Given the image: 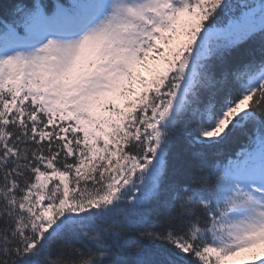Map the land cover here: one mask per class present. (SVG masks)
<instances>
[{
	"label": "snow or ice",
	"instance_id": "1",
	"mask_svg": "<svg viewBox=\"0 0 264 264\" xmlns=\"http://www.w3.org/2000/svg\"><path fill=\"white\" fill-rule=\"evenodd\" d=\"M229 262L264 264V0H0V264Z\"/></svg>",
	"mask_w": 264,
	"mask_h": 264
},
{
	"label": "rangeland",
	"instance_id": "2",
	"mask_svg": "<svg viewBox=\"0 0 264 264\" xmlns=\"http://www.w3.org/2000/svg\"><path fill=\"white\" fill-rule=\"evenodd\" d=\"M144 75H146V76H147V75H148V73H147V72H144ZM229 263H230V262H229Z\"/></svg>",
	"mask_w": 264,
	"mask_h": 264
},
{
	"label": "trees",
	"instance_id": "3",
	"mask_svg": "<svg viewBox=\"0 0 264 264\" xmlns=\"http://www.w3.org/2000/svg\"><path fill=\"white\" fill-rule=\"evenodd\" d=\"M228 150H230V149H228Z\"/></svg>",
	"mask_w": 264,
	"mask_h": 264
}]
</instances>
